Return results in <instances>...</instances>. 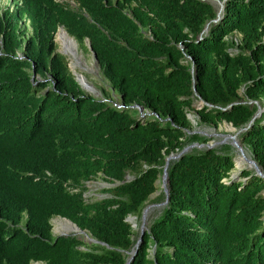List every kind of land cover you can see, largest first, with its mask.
<instances>
[{
    "label": "trees",
    "instance_id": "1",
    "mask_svg": "<svg viewBox=\"0 0 264 264\" xmlns=\"http://www.w3.org/2000/svg\"><path fill=\"white\" fill-rule=\"evenodd\" d=\"M219 1V17L214 0L0 5V264H126L134 250L130 264H264V177L232 174V144L170 160L169 199L151 200L166 157L208 141L196 126L246 128L264 173V0ZM59 27L89 41L101 98L57 50ZM94 179L110 186L86 199ZM54 217L95 241L54 235Z\"/></svg>",
    "mask_w": 264,
    "mask_h": 264
},
{
    "label": "rangeland",
    "instance_id": "2",
    "mask_svg": "<svg viewBox=\"0 0 264 264\" xmlns=\"http://www.w3.org/2000/svg\"><path fill=\"white\" fill-rule=\"evenodd\" d=\"M66 1L69 2L70 4H74L73 0H66ZM6 2H7V0H0V5L4 6L6 4ZM61 32H62V27H59L57 33L55 34V41L57 43V50L66 56L71 72L77 78L79 76H82L84 81H86V83H88L90 86L93 87V90L90 91L87 89H83L82 87L81 88L85 92L92 94L96 98H101L102 97V88L103 87L107 88L108 84L106 83V81L103 80V78L100 74L96 58L93 56L92 52L88 48H87V50H85L84 48L80 47V45L77 42H76L77 46H78L77 51L79 52V53H77L78 57H79L78 60L70 57L67 54H64L61 42L58 38L59 34ZM114 100H115L116 104L118 105L119 103H118V99L116 96H114ZM189 117L193 119V123L195 125L194 116L192 114H189ZM194 131L208 138V141L204 144L210 145L211 146L210 148L220 147L223 144H228V143L232 144L230 136L235 135L237 132L236 129H233L231 127V125L229 123H226V122L221 123L217 129L208 128V127H204V126H202V127L196 126ZM238 135H237V139H238ZM246 157L249 158L248 155H246ZM239 158H240V156L237 153L235 158H234L236 168L232 171L233 175H238L243 168H249V167H247V165L244 161H243V165L241 167H238L237 161ZM109 186L110 185L108 183H106L105 181H102L101 179H94V180L88 181L86 183L87 191L84 193V196L86 199H90V198L100 199V198L105 196L103 189H105L106 187H109ZM158 188L159 189L157 190V192H155L151 195V200H153L154 197L159 194V192H160L159 190L161 188L160 183L158 184ZM148 205H152V203H148ZM147 212H146V219L147 220H150L152 217H154L156 215L155 207L149 206ZM129 220L133 222L132 218H130ZM64 223H65V219H63V218H60V217L52 218L51 219L52 233L54 235H57V236L59 234H61L62 230H60L59 227L64 225ZM146 226H147V222H146ZM135 228L137 231L140 230V228L138 229V227H135ZM63 233H65V232H63ZM67 234H74L79 239H82L83 241L88 242V243L92 242V241H90L91 236L89 234H88L89 237L85 236L82 233H75L72 231L67 232ZM32 264H46V263L36 261V262H33Z\"/></svg>",
    "mask_w": 264,
    "mask_h": 264
},
{
    "label": "water",
    "instance_id": "3",
    "mask_svg": "<svg viewBox=\"0 0 264 264\" xmlns=\"http://www.w3.org/2000/svg\"><path fill=\"white\" fill-rule=\"evenodd\" d=\"M214 1L220 6V9H219V11H218V13H217V16L219 17V14H220V12H221L222 9H223V4H222V2L219 1V0H214ZM206 28H207V27H206ZM206 28H205V29H206ZM62 32H64L65 34H67L70 38H73V37H71V36L67 33V31H66L64 28H62ZM73 39H74V38H73ZM85 44H86L87 48L92 52L93 56L96 58V54L92 51L91 45H90V43H89L88 40H85ZM64 54H65V53H64ZM73 75H74V74H73ZM74 77H75V80L79 83V85H80L83 89H85L84 85H82L81 82H79V81H81L80 76L77 78V77L74 75ZM194 91H195V87H194ZM198 98H199V97H198ZM203 104H206V103H204V102L199 98V100H198V105H203ZM207 105H208V104H207ZM133 107H135V108H137V109L139 110L141 116H144V115H145V112H143V108H142L141 106H137V105H135V106H133ZM261 112H262V110H261L260 108H258V111H257V113L254 115L253 119L256 118L257 116H259ZM188 117H189V115H188ZM189 118H190V117H189ZM190 119H191V121H193L192 118H190ZM253 119L250 121V124L252 123ZM250 124H249V125H250ZM230 125H231V127H232L233 129H235V128L232 126V124H230ZM245 129H246V128L240 129V130H238V131L236 132L235 135L230 136V139H231L232 145L237 149V152H238L240 158L246 163L247 167H249V168H253V169L256 171V173H257L258 175L264 177V173H262L261 169H260L259 166L256 164V162H255L253 159H251V158H247V157H246L245 152H244V150H243V147L241 146V144L239 143V141H238V139H237V135H238L242 130H245ZM204 146H206V147H208V148L211 147V146L208 145V144H198V143H195V144H193V145H189V146L185 147V148H184L180 153H178V154H170L169 156L166 157L165 167H164V170H163V174H162V178H161V184H160V185H161V189L163 190V192H164L165 195H166V199H165V201H164L163 204H166L167 201H168V199H169V198H168V190H167V188H166L167 167H168L169 161H170V160H173V159H176V158H178V157H181L185 152L189 151V149H191V148H193V147L202 148V147H204ZM149 206H153V205H147V206L145 207V209L143 210V212H142V224H141V226H140V236H139L138 241L136 242V245H135L136 247L138 246L139 242L141 241V238H142V235H143V232H144V225H143V223H144V221H145V219H146V212H147ZM63 219H65L66 221H68L69 223H71V224H73V225L75 226V228H76V232H75V233H82V234H84L85 236L88 237V233H87L85 230H82L81 228H79L76 224H74V223L71 222L70 220H68V219H66V218H63ZM59 235L67 236V235H69V234H67V233H61V234H59ZM90 239H91L90 241H92V242L95 241L92 237H90ZM135 253H136V250H134V251L132 252V256L127 260L126 264H130V262H131V260L133 259V256H134Z\"/></svg>",
    "mask_w": 264,
    "mask_h": 264
},
{
    "label": "bare ground",
    "instance_id": "4",
    "mask_svg": "<svg viewBox=\"0 0 264 264\" xmlns=\"http://www.w3.org/2000/svg\"><path fill=\"white\" fill-rule=\"evenodd\" d=\"M59 40L61 42V45H62V48H63V51L65 54L69 55L70 57L78 60L79 57H78V54L79 53L77 51L78 49V46H77V43L76 41L73 39V38H70L67 34H65L64 32H61L59 34ZM77 64V63H76ZM78 65V64H77ZM80 79H81V84L84 85L85 89L87 90H90L92 91L93 90V87L90 86L88 83H86V81H84L83 77L80 76ZM237 165L238 167H241L243 165V160L241 158L238 159L237 161ZM252 169V168H251ZM148 211V210H147ZM148 213V212H147ZM63 221V220H62ZM61 221V222H62ZM60 223V222H59ZM59 227V226H58ZM60 230H62V233L65 232H76V228L73 224L69 223L68 221L65 220V223L64 225L60 226L59 227ZM89 237V236H88ZM88 240V239H87Z\"/></svg>",
    "mask_w": 264,
    "mask_h": 264
},
{
    "label": "clouds",
    "instance_id": "5",
    "mask_svg": "<svg viewBox=\"0 0 264 264\" xmlns=\"http://www.w3.org/2000/svg\"><path fill=\"white\" fill-rule=\"evenodd\" d=\"M63 28V27H62ZM75 40V39H74ZM86 45V44H85Z\"/></svg>",
    "mask_w": 264,
    "mask_h": 264
}]
</instances>
